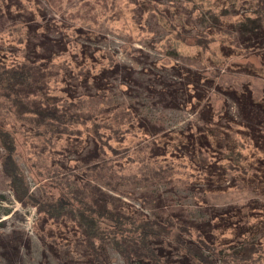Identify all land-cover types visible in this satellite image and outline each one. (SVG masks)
<instances>
[{
  "label": "trees",
  "instance_id": "16d2710c",
  "mask_svg": "<svg viewBox=\"0 0 264 264\" xmlns=\"http://www.w3.org/2000/svg\"><path fill=\"white\" fill-rule=\"evenodd\" d=\"M244 1L251 10L233 27L243 35L247 48L264 57V0ZM16 5L21 16H42L41 8L31 2L19 0ZM11 8L8 6V10ZM14 25L25 30V36L17 40L25 52L21 58L11 52L0 56L1 173L15 199L24 207L36 208L34 232L51 255L62 264H112L108 253V246H112L124 264H264L263 202L252 199L240 205L211 207L206 220L180 223L172 216L150 217L144 211L149 199L138 198L140 206H136L123 198L129 193L121 189L171 181L173 186L193 189L196 198L201 199L200 194L205 196L232 186H263V101L255 100L248 89L235 95L237 102L245 105L237 123L259 152L256 165L251 166L239 150V141L228 140L226 130L219 128L222 113L216 114L205 95L198 91L200 84L214 86L206 75L180 68L179 75L186 81L161 87V92L171 99L170 106L186 107L194 101L206 107L205 111L199 110L198 118L187 129H171L163 134L161 129L147 125L132 106L114 103L108 95V78L119 70L109 52H90L80 44L75 53L81 57L82 67L69 71L51 69L49 59L56 54L49 50L45 55L44 42L35 41L34 34L37 31L46 35L45 30L52 27L45 22L32 25L20 19ZM73 30L83 34L79 28ZM205 34L198 36L195 43L207 47ZM67 45L66 42L63 51ZM84 67L85 72L76 70ZM52 77L60 84L56 94ZM89 82L92 92H77V86ZM175 84L183 86L177 88ZM83 99L98 100L105 107L94 115L91 109L84 111L79 107ZM2 108L7 110L5 114L21 122L25 132L41 138L42 151L48 150L52 156L48 165L37 166L35 171L43 175L36 181L39 194L30 191L18 164L16 138L14 131L7 128V115ZM79 127H84L86 133ZM138 134L145 137L139 135L145 144L134 150L138 144L129 137ZM120 145L136 158L120 155ZM169 150L173 159L164 165L159 158H164ZM175 159H180L181 165L182 159L188 160L193 173L182 177ZM68 160L76 164L71 165ZM134 163L141 165L127 170L126 166ZM7 243L15 254L22 246L30 248V238L22 231H13ZM41 264H48L47 255H43Z\"/></svg>",
  "mask_w": 264,
  "mask_h": 264
},
{
  "label": "rangeland",
  "instance_id": "374dc122",
  "mask_svg": "<svg viewBox=\"0 0 264 264\" xmlns=\"http://www.w3.org/2000/svg\"><path fill=\"white\" fill-rule=\"evenodd\" d=\"M18 1L0 0L1 57H6L4 55L11 52L21 58L20 55L25 52L21 50L22 43H17L21 36H25V30L20 29L19 25H14L19 19L32 25L45 22L48 24L47 27H52L45 30L46 35H41L43 32L37 31V34H34L35 41L44 42L43 45L47 48L45 55L49 54V50L56 54L49 59L51 69L69 71L70 68L75 70V66L82 67V63L79 62L81 57L75 53L80 49V44L86 45L90 52L95 49L105 50L119 65V70L108 78L111 83L108 95L114 103L132 106L147 125L155 126L157 130L161 129L160 132L163 134L171 129H187L198 118L199 110H206V107H201L194 101L186 107L170 106V97L161 92L162 88H168L172 83L186 81L179 75L180 68L198 71L209 77L214 85L209 88L200 84L198 91L205 95L204 99L209 101L216 114L222 113L219 128L226 130L228 140L239 141V150L246 163L256 165L259 152L251 145L244 128L237 123L245 105H240L235 98V95L248 89L255 100L264 103V57L259 51L247 48V44L242 42L243 35L236 32L233 27L242 15L251 10L247 1L26 0V3L31 2L34 7L41 8L40 19L32 13L22 16L18 14L16 9ZM10 5L11 11L8 10ZM201 14L204 19H201ZM55 23L58 27L54 26ZM74 28H79L83 34L78 35ZM212 29L214 30L212 33H206ZM203 34L206 36L207 47L195 43L198 36ZM10 42L16 46H12ZM66 42L68 45L63 51ZM84 69L85 67L83 70H76L85 72ZM52 79L56 94L60 84L54 77ZM175 85L177 88L183 86ZM76 88L78 93L93 91L90 82ZM79 107L84 111L91 109L95 115L105 106L98 100L83 99ZM2 111L7 115V118L4 117L8 122L7 128L14 131L17 142L15 157L29 183L30 191L39 194L36 181L42 179L43 175H38L35 171L38 169L37 166L48 165L52 156L48 150L42 151L41 138L25 132L20 121L5 114L7 113L5 108H2ZM87 125H90V122ZM79 128L86 133L84 127ZM139 135L129 137L132 143L138 144L134 150L145 144L142 141L145 137L140 135L142 137L140 138ZM164 140L167 141L168 137H164ZM123 145H120L122 146L119 149L120 155L136 158L135 154L126 152ZM89 146L92 148V144ZM2 154L3 149L0 147V160ZM171 154L169 150L164 158H159V162L166 165L173 159ZM69 157L67 158L70 159ZM174 161L179 164L182 177L193 173L188 160L182 159V165L180 159ZM67 162L71 165L76 164L75 161ZM140 165L134 163L126 167L127 170L135 169ZM261 168L264 173V168L262 166ZM258 174L261 172L258 171ZM233 183L230 181V184ZM263 186L260 184L247 188L232 186L205 196L200 194L204 201L196 198L193 189L173 186L171 181L144 186L136 184L121 189L129 193L127 196L123 195V198L136 206H140L138 198L149 199L144 211L150 217L172 216L182 223L206 220L211 207L215 206L224 208L240 205L252 199L264 203V190H261ZM37 220L38 215L34 206L24 207L15 199L1 173L0 164V264H41L43 255H47L48 264H62L48 252L36 236L34 226ZM15 230L24 232L30 238V248L22 246L19 254H15L7 243L9 235ZM108 253L112 264H124L112 246H108Z\"/></svg>",
  "mask_w": 264,
  "mask_h": 264
}]
</instances>
